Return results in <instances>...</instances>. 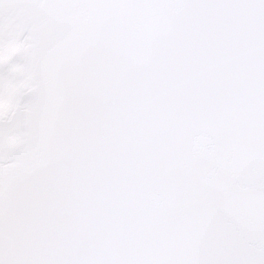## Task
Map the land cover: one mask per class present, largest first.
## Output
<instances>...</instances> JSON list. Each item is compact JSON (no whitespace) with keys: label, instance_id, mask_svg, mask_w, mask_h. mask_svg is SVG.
Masks as SVG:
<instances>
[{"label":"snow or ice","instance_id":"obj_1","mask_svg":"<svg viewBox=\"0 0 264 264\" xmlns=\"http://www.w3.org/2000/svg\"><path fill=\"white\" fill-rule=\"evenodd\" d=\"M0 264H264V0H0Z\"/></svg>","mask_w":264,"mask_h":264}]
</instances>
